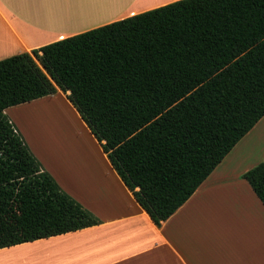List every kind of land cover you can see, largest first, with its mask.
<instances>
[{"label":"trees","instance_id":"1","mask_svg":"<svg viewBox=\"0 0 264 264\" xmlns=\"http://www.w3.org/2000/svg\"><path fill=\"white\" fill-rule=\"evenodd\" d=\"M60 89L160 225L264 115V0H175L0 59V248L101 222L7 107ZM264 203V160L242 173Z\"/></svg>","mask_w":264,"mask_h":264},{"label":"crops","instance_id":"2","mask_svg":"<svg viewBox=\"0 0 264 264\" xmlns=\"http://www.w3.org/2000/svg\"><path fill=\"white\" fill-rule=\"evenodd\" d=\"M172 1L0 0V59ZM59 92L13 106L36 105ZM71 109L80 122L74 117L73 127L86 136L84 155L76 156L80 167L57 168L32 148L60 187L101 222L3 247L0 252L30 247L26 250L35 253L40 264H264V203L242 177L244 170L218 168L223 158L189 198L156 225L75 107ZM55 131L56 138L63 139ZM61 134L66 137L63 129ZM56 141L64 154V141ZM65 152L70 157L77 154L71 147Z\"/></svg>","mask_w":264,"mask_h":264},{"label":"rangeland","instance_id":"3","mask_svg":"<svg viewBox=\"0 0 264 264\" xmlns=\"http://www.w3.org/2000/svg\"><path fill=\"white\" fill-rule=\"evenodd\" d=\"M66 99H68L66 93L60 90L58 95L48 97V99L41 103H37L36 105L31 104L25 107L17 105L18 107L13 106L14 108L11 110H5L7 116L16 125V128L22 134L34 155L39 159L43 168L47 171L49 167L47 164L45 165L42 159L36 155L32 147L39 151L40 156H42L47 163L49 162L50 164L53 163L59 166L57 168L63 166V168L71 171L74 168L76 169L80 167L76 161V156L84 155L81 153V150L85 144L86 136L81 134L78 128H74V117L77 121L78 118L74 113L71 114V107L73 105H70L72 103L69 99L68 101L70 104L68 102L66 103ZM10 108H12V106ZM69 115H71L70 120ZM56 122V128H54L53 124ZM56 129L59 130L60 136L63 139L56 138ZM62 129L63 131H66L65 138L61 134ZM83 129L90 138L86 129L84 127ZM25 135L28 139L25 138ZM56 140L64 141V154L63 151L58 149V146L60 145ZM71 140H73V142ZM69 147L74 148L75 151L77 150V154L73 155V157H70L65 152ZM57 149L60 151L59 156L56 153ZM94 152L93 145V153ZM263 160L264 115L260 117L254 126L226 154L218 168L224 167L227 168V170L235 169L245 171ZM27 248L30 247H13L11 249H7V253L1 251L0 264H40V262H37L35 253L27 251ZM33 249L35 248H31V250Z\"/></svg>","mask_w":264,"mask_h":264},{"label":"bare ground","instance_id":"4","mask_svg":"<svg viewBox=\"0 0 264 264\" xmlns=\"http://www.w3.org/2000/svg\"><path fill=\"white\" fill-rule=\"evenodd\" d=\"M83 149V148H82Z\"/></svg>","mask_w":264,"mask_h":264}]
</instances>
